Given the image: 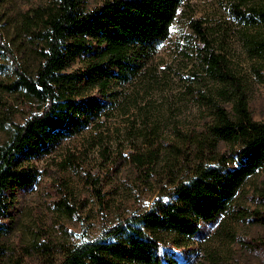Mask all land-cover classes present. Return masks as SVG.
<instances>
[{"label": "trees", "instance_id": "16d2710c", "mask_svg": "<svg viewBox=\"0 0 264 264\" xmlns=\"http://www.w3.org/2000/svg\"><path fill=\"white\" fill-rule=\"evenodd\" d=\"M182 2L104 0L86 9L85 0H48L25 13L20 27L35 44L34 73L20 65L0 24V72L8 74L0 88L38 104L23 123L11 117L1 121L8 139L0 143V236L17 192L37 180L32 161L87 129L113 105L114 85L125 86L148 71ZM229 12L246 29L240 34L242 47L254 61V75L264 82V0H235ZM191 25L204 44L199 52L203 71L216 84L199 94L209 120L200 130L177 132L168 143L167 187L148 210L98 239L69 246L58 264H178L172 255L163 261L167 248H183L186 239L199 234L202 222L233 215L237 194L264 170V121L252 116L244 79L232 72L225 55L212 50L201 21ZM78 60L83 65L70 70ZM156 147L135 152L133 161L152 167ZM260 196L264 203V192ZM251 214L264 226V212Z\"/></svg>", "mask_w": 264, "mask_h": 264}, {"label": "rangeland", "instance_id": "374dc122", "mask_svg": "<svg viewBox=\"0 0 264 264\" xmlns=\"http://www.w3.org/2000/svg\"><path fill=\"white\" fill-rule=\"evenodd\" d=\"M47 1L0 0L5 41L30 73L37 64L35 44L20 27L25 13ZM234 1L183 0L148 71L125 86L114 85L113 105L87 129L32 161L37 180L31 189L17 192L4 219L0 264H58L69 246L102 237L117 223L148 210L159 197L168 182V143L177 132L200 130L209 120L199 94L216 87L203 71L199 52L204 44L193 21H201L212 50L225 55L232 72L244 79L252 116L264 121V82L254 75V61L242 47L240 34L246 29L230 15ZM103 2L85 0V7L93 9ZM82 65L78 60L70 70ZM7 77L0 72V81ZM37 106L0 88V143L8 139L1 121L11 117L23 123ZM153 146L158 158L152 167L133 161L135 152L147 153ZM262 192L264 170L250 177L237 194L233 215L214 224L202 222L199 234L186 239L183 248L169 246L163 261L172 255L178 264H264V226L251 214L264 212Z\"/></svg>", "mask_w": 264, "mask_h": 264}]
</instances>
